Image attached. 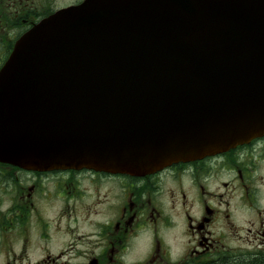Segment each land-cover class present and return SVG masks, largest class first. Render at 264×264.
I'll return each instance as SVG.
<instances>
[{"label":"water","instance_id":"95a60500","mask_svg":"<svg viewBox=\"0 0 264 264\" xmlns=\"http://www.w3.org/2000/svg\"><path fill=\"white\" fill-rule=\"evenodd\" d=\"M264 135V0H84L0 68V161L145 175Z\"/></svg>","mask_w":264,"mask_h":264},{"label":"flooded vegetation","instance_id":"af4514ba","mask_svg":"<svg viewBox=\"0 0 264 264\" xmlns=\"http://www.w3.org/2000/svg\"><path fill=\"white\" fill-rule=\"evenodd\" d=\"M83 0H0V68ZM0 264H264V135L145 175L0 161Z\"/></svg>","mask_w":264,"mask_h":264}]
</instances>
